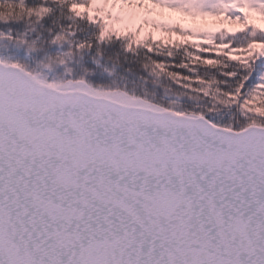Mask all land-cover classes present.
Masks as SVG:
<instances>
[{
    "label": "snow or ice",
    "instance_id": "1",
    "mask_svg": "<svg viewBox=\"0 0 264 264\" xmlns=\"http://www.w3.org/2000/svg\"><path fill=\"white\" fill-rule=\"evenodd\" d=\"M68 11L98 42L128 40L126 52L190 43L204 55L151 60L181 90L167 105L93 86L87 69L73 78L70 51L39 70L0 59V264H264V0H73ZM243 33L245 46L215 44ZM217 57L239 70L214 73ZM53 64L64 76L49 81ZM221 107L234 109L227 120Z\"/></svg>",
    "mask_w": 264,
    "mask_h": 264
},
{
    "label": "trees",
    "instance_id": "2",
    "mask_svg": "<svg viewBox=\"0 0 264 264\" xmlns=\"http://www.w3.org/2000/svg\"><path fill=\"white\" fill-rule=\"evenodd\" d=\"M73 0H0V4H11V12L3 11L0 18V59L10 60L26 65L29 70H39L40 63L47 57H56L61 53L72 52L73 55L65 56L74 71L73 78H78L85 69L89 72L86 77L93 86L112 85L127 86L128 90L137 94H149V98L158 103L167 105L170 99H174L181 90L166 78L163 74L157 76L151 72V60H161L167 65L182 64L188 62L191 54L204 55V53L186 44L180 48L172 46H150L152 53H147L144 47L132 45V51L126 52L128 40L115 39L98 42L97 29L87 23V20H79L68 11L69 4ZM49 9L47 14L38 15L40 8ZM71 24L69 29L67 26ZM71 33H75L73 36ZM241 36H244L242 38ZM239 37H226L223 41L217 36V43L232 42L234 47L237 42L244 44L249 42L248 33ZM57 37H62L58 39ZM241 37V38H240ZM23 41H26L23 42ZM87 42L83 50H77L75 44ZM91 45V47H89ZM201 48H206L201 46ZM102 53V55H100ZM220 61L214 73L237 71L240 65L229 62L225 57H217ZM95 60L97 63H93ZM147 64L148 69H142ZM88 66H91L88 68ZM105 69H109L113 75H109ZM169 70L184 72L183 68L171 67ZM64 66L53 64L50 70L44 74L49 81L64 76ZM207 69H201V74L207 75ZM221 79H223L221 77ZM186 108H192L196 103H207L203 99L181 100ZM234 109L221 107L220 117L227 120Z\"/></svg>",
    "mask_w": 264,
    "mask_h": 264
},
{
    "label": "rangeland",
    "instance_id": "3",
    "mask_svg": "<svg viewBox=\"0 0 264 264\" xmlns=\"http://www.w3.org/2000/svg\"><path fill=\"white\" fill-rule=\"evenodd\" d=\"M73 2V1H72ZM196 7V5L195 4H193V5H191V8H195ZM205 10H207V9H205ZM242 38H244V36H241ZM240 37V38H241ZM217 40H216V38H215V44H217V45H219L217 42H216ZM248 43V42H247ZM247 43H244V44H239V42H237V44H236V46L235 47H241V46H245ZM221 44V43H220ZM148 46H159L160 47V45H157V44H149ZM200 46H204V47H206V48H208V47H210L209 45H207V44H204V43H200ZM234 46V45H233Z\"/></svg>",
    "mask_w": 264,
    "mask_h": 264
},
{
    "label": "clouds",
    "instance_id": "4",
    "mask_svg": "<svg viewBox=\"0 0 264 264\" xmlns=\"http://www.w3.org/2000/svg\"><path fill=\"white\" fill-rule=\"evenodd\" d=\"M3 11H8V9H7V5H5Z\"/></svg>",
    "mask_w": 264,
    "mask_h": 264
}]
</instances>
